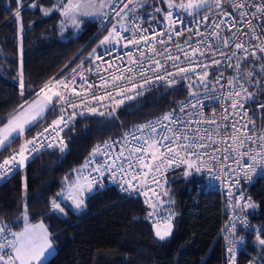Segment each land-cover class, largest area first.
<instances>
[{"label":"trees","instance_id":"obj_1","mask_svg":"<svg viewBox=\"0 0 264 264\" xmlns=\"http://www.w3.org/2000/svg\"><path fill=\"white\" fill-rule=\"evenodd\" d=\"M64 1L0 0V125L45 83L62 78L107 32L106 28L99 30L98 18H81L80 30L69 29L62 35L59 22ZM180 1L172 0L175 4ZM150 3L161 10L158 14L169 10L165 0H150ZM54 5L55 10L45 15L42 10L52 9ZM18 9L19 21L15 18ZM238 61L241 69L228 67V73L246 79L248 93L253 97L248 104L253 114L263 121L264 110L257 109L256 104L264 103V72L261 71L264 62L251 58L247 62L233 59L230 63L234 66ZM21 64L25 81L23 95ZM248 70L253 72L251 77L246 75ZM211 78L209 74L206 83L191 78L157 87L125 100L124 104L115 106V111L103 107L95 113L73 117L64 130V145L59 143L53 149L36 153L26 167L0 186L2 224L13 232L23 228L27 205V223L42 221L55 246V252L44 264H222L220 197L216 192L198 189L201 174L190 168L168 177L174 186L175 207L179 213L171 222V236L163 241L156 237L151 224L140 218L144 212L141 201L112 187L89 194L81 211L64 209L57 216L49 208L50 198L61 189L63 175L82 163L96 142L118 136L123 130L176 106L189 90L204 87ZM61 147L66 150L62 152ZM185 171L190 175L185 176ZM263 189L260 180L249 186L259 206L258 213L250 215L253 220L258 214L264 219ZM260 237L264 239V233ZM236 264H264V246L256 236L247 234L246 245L238 252Z\"/></svg>","mask_w":264,"mask_h":264},{"label":"built area","instance_id":"obj_2","mask_svg":"<svg viewBox=\"0 0 264 264\" xmlns=\"http://www.w3.org/2000/svg\"><path fill=\"white\" fill-rule=\"evenodd\" d=\"M231 2L232 0H224L221 9L212 7V9L209 10V8H207L200 11L198 15L193 16H188L184 11L176 8L169 9L173 12L174 17H180L184 21L183 25L173 24L174 28L181 30L182 35L180 36H176L174 33L170 32L169 21H166L164 19L165 14L169 10L162 14H158L156 8L151 5L150 0H134V3H139L141 6L136 8L134 13H130V16H135L138 24L143 29L149 30L147 33H145L146 35H150L152 31L159 32L163 30L165 32H169L172 38L171 41L164 45V47H168L169 51L173 55H176L178 54L174 47L176 44H179L182 48H185V40H189V37H191L189 43L192 44V46H195V41L205 39L207 37V33L211 31V28L207 27L206 25H211L213 21L219 23L221 22V20L226 19L222 16V12L230 10ZM236 2H240V0H236ZM256 2L259 3L260 0H256ZM123 3H127V0H123ZM244 3L249 5L247 9L249 12L248 18L251 19V12L254 11V9L251 8L250 0H244ZM205 14H207L209 17L208 21L200 22ZM109 15L111 16L112 14L109 13ZM227 19L239 20V11H236L233 17ZM252 22L257 29L255 34L249 32L248 35H245L239 40L234 41L233 44L229 46V48L222 49L225 52L226 56H231V52L235 50V42H241L244 43L245 47L249 50V55L251 54V51H256L257 55L255 57H251L252 59L264 62V60L259 59L260 56H264V53H260L259 48L256 47L257 45L264 46V39L254 38V36L264 37V29H261L260 20L253 19ZM114 23L115 20L105 21L102 15L98 17L99 30L106 28V35H108V30L112 28V25ZM128 27L129 31H122V35L131 37L134 35V32L131 29L130 23ZM188 27H191L193 29V32L186 31ZM197 28H199L201 32L205 33L204 37H198L195 35V30ZM237 28L242 32L248 31L244 26L239 24L237 25ZM235 31V29L229 31L227 25L222 24L221 37L225 35L232 36L233 32ZM136 35L138 36V34ZM160 38L167 40V36L158 37V39ZM206 42L208 41L206 40ZM212 42L215 43L214 40H212ZM152 43L157 47L158 50H162L161 46L156 43L155 40L152 41ZM137 49L145 50L146 55H148L143 43L140 45L125 46V42L120 41V43L109 44L106 47L98 50L97 52L91 50L85 56H83V58H80L62 78H59L57 80L68 82L73 79V76H75L76 83L75 85H70V87H76L77 91L81 92V95L75 96L74 94H70L65 91V95H70L68 103H55L53 110H47L45 114L39 119V121L25 132L24 136L17 137L13 141H10L9 145H7V147L0 152V163H2L4 159L8 158L13 152L18 151L20 144L23 143L25 139L30 140L33 137H36L37 133H43L44 129L48 128L49 125L52 124L54 118H60L62 114L67 118L71 117L73 112H75L76 115L87 113L89 112V108H96L97 110L103 107H110V109L113 110L116 106L114 101L116 99H124L123 94L118 95L121 90H127V95L135 97L137 96L138 92L140 94L157 87L170 86L167 80H153L152 83L144 84V78L153 79V77L157 74L151 71H145L144 78H141L139 75H132L131 80L125 79L118 81L116 87H113L111 83H109L107 88L100 87L102 82L101 77L110 80L111 74H120L117 69L131 66L129 65L128 61V53H132L133 58L139 59V51H137ZM185 50L189 49L186 48ZM203 50L204 49L202 47L201 51ZM236 51L237 56L233 57L231 61L233 59H241V57L243 56L242 51ZM179 54L181 55V61L175 63H177L180 67L187 68L194 64L209 63L213 58L221 60V64L210 66L207 69L209 74L212 75V78L209 79V83L202 88L189 90L186 98L181 100L176 106L149 120L139 122L135 127L129 130H123L118 136L109 138L105 141L96 142L86 155L84 161L74 168H71L63 175L61 189L55 192L49 200L50 212L54 213L57 216L61 213L59 210H53L51 208V200L57 198V193H61L60 197L57 198V203H60L62 208L74 213L83 210L86 206L81 209H76L72 200L68 199V196L72 194L70 193V186L77 181L78 177L91 175L98 182L94 185L93 190L90 193L85 191L84 196L81 197L84 199V205L85 200L87 199L89 194H94L99 190H104L112 187L121 194L137 198L141 201L144 212L142 213L140 218L143 221L148 222L152 227L154 223L159 222L161 227H163L164 221L167 220L169 215L172 216V222V220L179 213L178 209L175 207V197L173 193L174 186L170 183L168 177L173 172L188 169V166L178 161L171 167L162 168L159 174H156L155 172L151 173L150 177L151 175H155L156 179L159 182V185L163 186L162 188L158 187L156 184H153L151 178L149 177L147 182L143 186L138 181H133V183L135 184V188L129 189L127 181L132 179L131 174L125 176L124 173H121L117 170L115 175H113L111 171H106L103 176H100L99 173L93 172L94 168L105 163L107 158L105 152L107 151L108 154L114 157L118 155V153L123 149L125 151V156H127L130 144L132 145V147H140L142 145L146 147L147 145L144 144V141L149 140V142H151V139L158 138V136L164 131V125L170 123H158L160 118L166 113H171L174 118L179 119L181 122L185 120H215L216 125L220 126L218 131L216 125H211L203 122L198 125L196 123H193L192 128L195 129L199 127L202 135L205 129L212 131L213 140L216 141L213 147H218L220 149H223L228 144L232 143L231 139L225 140L224 137H231L233 135V123L236 124L237 129H241L242 125L247 124L249 129L247 135L253 136L255 143H253L252 141H246L245 147L240 148L239 152L230 153V158L228 160H224V153L221 151L216 154L218 156V161H209L207 157H202L201 160L197 161V166L203 164V167L199 171V173L201 174V181L197 183L198 189L202 190L203 192H216L220 197L221 225L219 237L221 242L222 264H230V261L233 259V257L229 256L228 254L229 244L225 237H228L236 242L234 249V260L236 264L238 252L246 245L247 234H252L253 236L257 237L258 235L260 236L264 233L262 232V230H264V219H261L259 214L254 217L255 220L250 217V215L258 213L259 206L255 201L253 194L249 190V186L256 180H260L263 183L264 187V164H257L255 172L249 171V169L245 167V165L252 164V161L249 158V156L251 155L262 153L261 155H258L257 158L264 159V150H261L259 148V145L262 142L260 140V137L264 135V120H259L253 114L250 105L248 104V100H244L241 98L239 102L241 105H243V107L239 108L238 110H233L231 107L232 100L226 99L228 93L240 91L239 85H236L235 88L228 85V78L233 77L228 73V64L231 61L220 57L219 55L213 57L210 53H205V56L203 57H201L199 53H197L193 60L186 61L184 60L182 53ZM97 55H102L103 61L96 60ZM157 59H159V57H157ZM161 62L163 63V61ZM109 64L112 65L111 68L108 67ZM172 64L173 62L169 61L165 65V69L168 72L174 73L176 69L172 66ZM149 67L150 66L147 60L143 61V69H148ZM89 68H91L92 71H87ZM73 69H77V72L74 73ZM105 69H107V71H105ZM135 69L142 70L140 68V65L135 66ZM202 72L203 69L198 68L194 72L182 74L181 76H173V79H175L178 83L186 79L198 78L199 75L202 74ZM81 73L84 75L88 83L94 85V87L89 89L87 93L83 91V88L86 87V85H84L83 81H81L80 79ZM159 74L163 75L164 73L163 71H161ZM124 75L128 76L130 74L125 72ZM217 77H220L219 83H216ZM236 79L239 80V84H242L243 87L247 89L248 93V82L246 81V79L239 77H237ZM57 80H52L49 82L54 84ZM133 83L137 85L136 89H132L131 85ZM140 85L144 86L141 88L139 87ZM54 90L61 91V88H56ZM106 93H111V97L103 101H96L92 99L93 95L103 96L106 95ZM191 93H195V96L191 95ZM247 93L242 92V97ZM56 99H58V97L54 98V100ZM69 103L77 104L79 105V107L73 109L72 107L68 106ZM184 104H188L189 107L185 108L184 112L182 113L180 111V107ZM191 105H196V107H191ZM260 105H264V103L261 101L258 102L256 104V108L261 109ZM225 110H227V113L230 114L228 120L223 119ZM245 111L247 112L246 116ZM70 121L68 122L66 127H63L62 129L60 127H57L55 130L50 129L46 137H40V142L45 144V147L39 152L53 149L60 143L61 139L64 140V130L69 126ZM141 125H147L148 127H145L141 131L139 130V126ZM170 126L174 130L178 127L175 124H171ZM151 127H156L158 129V132L156 134L151 133ZM238 134L242 135L243 132L241 131V133ZM133 136H136L139 139L133 140ZM105 142H108L109 145L107 149L101 147V151L99 153L95 154L94 156H90L95 147L103 146L105 145ZM49 143H53L54 147L48 148L47 144ZM38 146L39 145H37V147ZM245 150H249V156L240 155V153H243ZM208 153L209 155L212 154L211 149H208ZM35 154L36 153H34L29 158L28 163L32 160ZM145 158L146 160H150L151 153H146ZM237 159L240 160L239 165H237L236 163ZM86 160H89L91 162L89 163V166L86 169H83L81 172V166L86 163ZM110 162L111 161H109V163ZM120 163V161H117V164ZM123 166L126 171H129L127 163H125ZM190 169L196 171L195 168ZM19 170L20 168H17L6 178L0 179V186L10 180L15 174L18 173ZM131 171L138 172L139 165L134 164V167ZM145 171H147V169H145ZM140 179L142 180L144 179V177L141 175ZM234 181L235 183H233ZM152 191H155L157 193L167 192V195H160L159 199H157L156 197L152 196ZM145 192L148 193L147 196L144 195ZM229 193H231V196L229 195ZM241 197L243 198L241 199ZM146 200L148 202H146ZM247 203H251L252 205H254V207H245V204ZM154 205L155 207H153ZM233 224L236 225L235 231L228 232L227 229L231 228ZM10 231L13 232L11 229ZM7 238L13 239V237L10 235ZM3 251L6 252L7 250Z\"/></svg>","mask_w":264,"mask_h":264},{"label":"snow or ice","instance_id":"obj_3","mask_svg":"<svg viewBox=\"0 0 264 264\" xmlns=\"http://www.w3.org/2000/svg\"><path fill=\"white\" fill-rule=\"evenodd\" d=\"M19 2V0H18ZM168 3L169 9H179L184 11L188 16L198 15L199 10L203 9L205 6L212 9L215 7L216 9L222 8V3L224 0H187L185 3L184 0H181V3L178 5L173 3L172 0H165ZM251 8L254 11L251 12V19L249 17L248 12V4L244 3V0H240V2H236V0H232L229 11H223L222 16L226 19L221 20V22H215L211 25H206L211 28V31L207 33V37L205 39H200L195 41V46L189 43V40H185V48H182L179 44H176L175 50L178 54L173 55L168 47H164L169 41H171V34L169 32H165L163 30L156 32L152 31L150 35H146L149 30L143 29L137 22L135 16H130V13H134L135 9L140 7L139 3H134V0H127V3H123V0H68L67 3L63 4L60 8V13L62 16L66 18V21H70L72 26L79 29L81 27V17H89V16H103L105 21L115 20V23L112 25V28L108 30V35L104 36V38L100 41L101 45L120 43V41L125 42V46L127 45H140L144 44L147 50L148 55H146L145 50L137 49L139 51V59L133 58L132 53H128V61L129 67L117 69L120 72L119 75L115 73L111 74L110 80L104 79L101 77V85L100 87L107 88L109 83L113 87H116L117 82L121 80H131L132 75H139L141 78L145 77V71H151L153 73H157L153 79L144 78V84L152 83L153 80L161 81L167 80L169 85H174L177 83L173 76H181L182 74H186L189 72H194L196 69H203V72L198 77V83H206L207 78L209 76V72L207 69L210 66L220 65L221 60L219 59H211L209 63H200L194 64L190 67H180L177 63L181 61L182 53L184 60L191 61L195 58L196 54L199 53L201 57L205 56V53H210L213 57L219 55L225 59L231 61L233 57L237 56V51L240 50L243 52V56L241 59L247 62L251 57H255L256 51H251L249 55V50L245 47L244 43L235 42L234 49L231 52V56H226L225 52L222 49L229 48L230 45L233 44L234 41L239 40L245 35H248L249 32L255 34L256 26L253 24V19H258L261 21V29H264V0H260L259 3L256 0H250ZM122 4V6H121ZM35 6V5H33ZM55 10V5L52 9H43L45 15H48L49 12ZM157 12L161 10L159 8L156 9ZM239 11V20L235 19H227L234 16V13ZM109 13L112 15L110 16ZM16 20L21 19V12L18 9L15 12ZM164 19L169 21V30L171 33H174L176 36L182 35L181 30L173 27V24L183 25L184 21L180 17H174L173 12L169 10ZM209 17L205 14L202 17L200 22L208 21ZM129 23L131 24V29L134 32V35L131 37H126L122 35L123 32L129 31ZM199 23V22H198ZM222 24L227 25L229 31L236 30L233 32L232 36H223L221 37ZM244 26L248 31H239L237 25ZM188 32H193L191 27L186 29ZM138 34V36L136 35ZM195 35L198 37H204L205 33L201 32L199 28L195 30ZM167 36V40L158 39V37ZM255 39H264L262 36H254ZM156 41L162 50H158L155 45H153L152 41ZM206 40L208 42H206ZM215 41V43L212 42ZM203 47V51L201 48ZM260 53H264V46L257 45ZM189 50H185V49ZM96 51L95 49L93 50ZM159 57V59H157ZM260 60H264V56L259 57ZM96 60L103 61L102 55H97ZM147 60L149 64L148 69H143V61ZM163 61V63L161 62ZM172 61V66L176 69L175 72H168L165 69V65ZM140 65L142 70H136L135 66ZM109 68L112 67L111 64L108 65ZM229 68L235 67L236 70L241 69V63L238 61L234 66L229 63ZM87 71H92L89 68ZM107 71V69H105ZM163 71V75L159 73ZM261 71L264 72V67L261 68ZM73 72L76 73L77 69H73ZM127 72L130 75L125 76L124 73ZM246 75L251 77L253 72L248 70L246 71ZM222 76V74H221ZM80 79L83 81V84L86 87L83 88L85 93L88 92L89 89L93 88L94 85L88 83L85 79L84 75L80 74ZM220 77H217L216 83H219ZM76 79L73 76L71 81L65 82L63 80H57L55 83H45L43 87L40 88L39 92L36 93L37 99L32 101L30 104L25 106L21 104L18 106L16 110H14V114H12L8 118V122L4 124L3 128H0V147H6L10 141H13L17 137L24 136L26 130H29V126H31L35 121H37L40 117H42L46 110H53L55 103L65 102L68 103L70 99V95H65L64 92H68L70 94H74L75 96H80L81 92H78L76 87H70V85H75ZM228 85L233 88L236 85H239L240 91L230 92L228 93L226 99H231V107L233 110H238L242 108L243 105L240 104L239 100L242 98L244 100H252V94L247 93V89L243 87L242 84H239V80L235 77L228 78ZM144 85H140L139 87H143ZM193 85L190 84V87ZM132 89H136L137 85L133 83L131 85ZM223 87V86H222ZM61 88V91H55L54 89ZM20 89L21 95H23L25 89V81L23 77V64H21L20 71ZM127 90H121L119 94L124 95V99H116L114 102L117 107L124 104L125 100L134 99L133 96L126 94ZM242 92L247 93L242 97ZM139 95V92L137 93ZM191 95L195 96V93H191ZM54 97H58V99L54 100ZM111 97V93H106L103 96L93 95L92 99L96 101H103ZM235 97V98H233ZM199 103V102H198ZM51 106V107H50ZM69 107L73 109L79 107L77 104H68ZM189 107L188 104H184L180 107V111L183 113L185 108ZM191 107H196V105H191ZM261 109L264 110V105H260ZM89 112L95 113L96 108H89ZM115 111V109H113ZM106 113H101V115H105ZM111 115V113H107ZM76 115L75 112L72 113L71 117H65V115H61L60 118L53 120L52 124L49 125L48 128H45L43 133H37L36 137L32 139H25L23 143L20 144L19 150L13 152L8 158L4 159L2 163H0V179L6 178L10 173H12L17 168L26 167L29 158L34 154L39 152L41 149L45 147V144L40 142V137H46L49 133L50 129L55 130L57 127L61 129L66 127L68 122ZM247 112L245 111V116ZM230 114L225 110V114L223 116L224 120H228ZM170 122L169 124L164 125V131L158 136V138L145 140V146L140 147H132L129 145L128 155L125 156V151L122 149L118 155L112 156L105 152L106 161L103 165L97 166L93 169V172L99 173L100 176H103L106 171H111L113 175H115L118 170L121 173H124L125 176L131 174L132 179L127 181L128 188H135V184L133 181H138L142 186L147 182L150 174L155 172L159 174L162 168L171 167L176 164L178 161L180 163H184L188 166V168H195L197 172L201 170L203 164L197 166V161L201 160L202 157H207L209 161H218V156L216 155L219 152L224 153V160H228L230 158V153L239 152L240 148L245 147L246 141H252L255 143L253 136L247 135L249 131L248 125L244 124L241 126V129L236 128V124H232L233 135L231 137L225 136L224 139H231L232 143L228 144L223 149L218 147H213L216 141L213 140V132L208 129L204 130L203 135L201 134V130L199 127L193 129L192 124L196 123L197 125L201 122L216 125L215 120H205V121H192L185 120L181 122L179 119L174 118L171 113L164 114L158 123ZM177 125V129H173L170 125ZM147 125L139 126V130H143ZM219 125H216L217 131L219 129ZM151 133L156 134L158 129L156 127H151ZM243 132L242 135L238 134ZM58 135V133H57ZM127 135V134H126ZM133 140L139 139L136 136L132 137ZM262 141L259 145L261 150H264V135L260 137ZM60 144L64 145V141L61 139ZM37 145H39L37 147ZM48 148L54 147L53 143L47 144ZM101 147L107 149L109 147L108 142H105L103 146H97L93 149V152L90 156H94L95 154L101 151ZM208 149H211L212 154L209 155ZM65 147H61V151H65ZM151 153V159L146 160L145 154ZM262 153H257V155L249 156V150H245L243 153H240L241 156H249L252 161L251 165H245L249 169V171L255 172L257 164H264V159H258L257 156ZM109 161H111L109 163ZM117 161H120V164H117ZM91 161L86 160V163L81 166L80 171L86 169L89 166ZM127 163L128 170L126 171L124 168V164ZM237 165L240 164V160L237 159ZM134 164L139 165V171L133 172L131 171L134 167ZM147 169V171H145ZM223 170V169H222ZM143 176L144 179H140V176ZM185 176L190 175L188 171H185ZM247 175V173H246ZM151 181L153 184H156L158 187L162 188L163 186L159 185L158 180L155 175H151ZM98 181L89 176H81L77 178V181L70 186V194L68 199L72 200L76 209L83 208L84 199L81 198L84 196L85 191L91 192L93 190L94 185ZM235 183V181L233 182ZM25 190L27 189V183H24ZM152 196L159 199L160 195H167V192L157 193L152 191ZM61 193H57V198H59ZM144 195H148L147 192ZM231 196V193H229ZM57 198L51 200V208L53 210H59L61 213L64 212V208L61 207L60 203H57ZM243 197H241L242 199ZM146 202H148L146 200ZM162 203V201H161ZM155 207V205L153 206ZM245 207H254L251 203L245 204ZM174 215V214H173ZM23 218L25 220V225L22 231L20 232H11L8 225L2 224L0 221V264H44V258L48 255L50 249L53 247L51 240L49 239L48 230L43 226V224H29L27 223L28 215H27V205H25V211L23 213ZM172 216L169 215L167 220L164 221V226L161 227L160 223H154L153 227L155 228L156 237L163 241L172 234L173 225L171 223ZM236 225L233 224L231 228L227 229L228 232H234ZM264 232V230H262ZM12 236L13 239H8V236ZM228 241L229 248L228 254L233 257L230 261V264H235L234 260V249L236 242L228 237H225ZM257 240L260 245L264 246V239H262L259 235L257 236ZM3 250H7L6 252Z\"/></svg>","mask_w":264,"mask_h":264},{"label":"rangeland","instance_id":"obj_4","mask_svg":"<svg viewBox=\"0 0 264 264\" xmlns=\"http://www.w3.org/2000/svg\"><path fill=\"white\" fill-rule=\"evenodd\" d=\"M68 2V0H65L64 1V3L63 4H65V3H67ZM179 3H181V1L179 2ZM178 3V4H179ZM186 3V2H185ZM62 4V5H63ZM177 4V5H178ZM61 8V7H60ZM99 16H89V17H81V18H88V19H96V18H98ZM81 18H80V21H81ZM59 26H60V29H61V34L63 35L67 30H69V29H71V30H74V31H78V30H80L81 29V27L79 28V29H77V28H75V27H73L72 26V24H71V22L70 21H66V18L64 17V16H62L61 15V20H60V22H59ZM81 26H82V21H81ZM104 36H106V33H105V35ZM104 36L101 38V40L104 38ZM65 37V36H64ZM100 40V41H101ZM100 41H98L97 42V44L94 46V47H92V48H90V49H88V51L83 55V56H85L89 51H93L94 49L96 50L95 52H97L98 50H100V49H102L103 47H106L107 45H109V44H107V45H101L100 44ZM83 56L81 57V58H83ZM37 99V96L35 95L32 99H30L29 101H27L26 103H24V105L25 106H27V104H30L32 101H34V100H36ZM46 112V111H45ZM14 114V113H13ZM45 114V113H44ZM41 118V117H40ZM39 118V119H40ZM39 119L37 120V121H35L32 125H34L35 123H37L38 121H39ZM56 119H58V118H54V120H56ZM8 122V119H7V121L4 123V124H6ZM4 124H2V125H0V128H3V126H4ZM31 125V126H32ZM31 126H29V127H31ZM30 224H33V225H35V224H43V226L46 228V225L42 222V221H38V222H36V223H30ZM24 228V227H23ZM23 228H21V229H19V230H17V231H14V232H20V231H22L23 230ZM47 229V228H46ZM49 233V232H48ZM50 239V238H49ZM52 243V242H51ZM52 245H53V243H52ZM55 252V246L53 245V247L50 249V251H49V253H48V255L44 258V262H45V260L47 259V258H49L53 253Z\"/></svg>","mask_w":264,"mask_h":264},{"label":"water","instance_id":"obj_5","mask_svg":"<svg viewBox=\"0 0 264 264\" xmlns=\"http://www.w3.org/2000/svg\"><path fill=\"white\" fill-rule=\"evenodd\" d=\"M186 2H187V0H186ZM207 8H208V7L205 6L203 9H200L199 12L202 11V10H204V9H207ZM110 117H112V114L110 115Z\"/></svg>","mask_w":264,"mask_h":264},{"label":"crops","instance_id":"obj_6","mask_svg":"<svg viewBox=\"0 0 264 264\" xmlns=\"http://www.w3.org/2000/svg\"><path fill=\"white\" fill-rule=\"evenodd\" d=\"M4 147H0V150L3 149Z\"/></svg>","mask_w":264,"mask_h":264}]
</instances>
